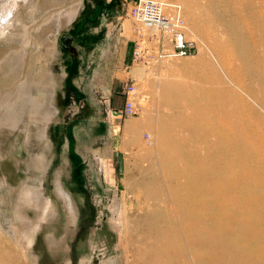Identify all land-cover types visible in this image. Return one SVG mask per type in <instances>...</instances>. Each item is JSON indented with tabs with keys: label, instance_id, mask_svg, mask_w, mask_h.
Masks as SVG:
<instances>
[{
	"label": "rangeland",
	"instance_id": "rangeland-1",
	"mask_svg": "<svg viewBox=\"0 0 264 264\" xmlns=\"http://www.w3.org/2000/svg\"><path fill=\"white\" fill-rule=\"evenodd\" d=\"M161 1L182 6L192 47L185 57L169 56L172 37L133 16L136 0H76L70 23L56 29L52 20L56 49L43 42L27 69L34 92L56 90L54 113L47 120L29 111L33 131L24 117L11 125L1 106L20 80L17 37L0 34V264H214L207 234L250 219L262 236L237 238L247 245L236 264H250L252 251L264 256V183L238 185L257 204L249 219L209 189L242 174L226 152V135L240 140L238 124L264 158V98L261 105L248 90L264 97V0ZM20 9L46 26L47 11L38 17L27 4ZM63 33L73 35L75 54L61 46ZM129 50L134 63L126 68ZM127 99L134 113L116 117ZM38 127L47 142L35 135ZM181 204L199 212L196 230L183 226L194 220L180 221ZM26 234H36L33 244Z\"/></svg>",
	"mask_w": 264,
	"mask_h": 264
},
{
	"label": "bare ground",
	"instance_id": "bare-ground-1",
	"mask_svg": "<svg viewBox=\"0 0 264 264\" xmlns=\"http://www.w3.org/2000/svg\"><path fill=\"white\" fill-rule=\"evenodd\" d=\"M75 1L76 0H73V2H71L70 0L71 3H68L66 0H0V34L13 35V37H17L18 40V44L15 47L16 49L14 50L12 57L14 58L15 69L18 71L20 82L15 92H9L4 96L1 104V106L5 109V117H7V120H9L11 125H18L24 117L27 131H33L34 127L31 125V122L28 118L29 111H35L36 116L42 115L43 111V115L45 113L47 115V120L52 117L54 112L50 111L49 108L53 107L52 105L54 103L56 90L50 84L44 88V95L46 96H42V94H40L38 91L34 92V78H29L27 67L30 63L29 67L31 69L33 61H35L37 57L41 55L38 54L35 56L33 53H35L38 47L42 46L43 42H49L51 51L56 49L58 44V34L55 33L56 31H52L50 24H52L53 20L55 23H57L56 29H61L64 25L70 23L74 19L77 11V5ZM24 4H27L30 8H32L33 13H36L38 17L44 11H47L46 14L48 13V17L40 19L46 23V26H44L39 20H36L35 22L33 17H31L30 21L24 19L23 16L21 17L22 13L20 8ZM180 7L182 8L181 5ZM28 22H30L31 25L28 24ZM29 53L31 55L33 54L31 56V60L28 59ZM40 53L43 52L40 50ZM37 87L41 88V84H39ZM248 90L258 102H260L261 98H264L263 96L257 94L253 88H249ZM262 103L263 102H260L261 105H263ZM44 107L45 109L41 110V108ZM254 110L255 109H253V111ZM31 121L36 122L35 119H32ZM236 123V120H230V126L228 128L232 130L235 129L237 127V125H235ZM247 123L251 122L247 121L245 125ZM36 125L39 126L38 123ZM238 125L240 127V132H238L236 129L235 133L240 137V140H231L232 135L230 133L229 136L226 135L225 137L230 140V142L227 144L228 148L226 152L230 151L231 155L235 158V161L231 163L229 167L231 169H240L242 174L238 175L235 180H233L232 184L229 183L225 186L220 183H215L214 185H211L209 189H211L212 192L221 195L220 199L228 201L229 204H231L234 208L242 212L241 215L245 216V219H249L248 214L254 212V206L257 204L254 198L249 196L250 194H246L248 193L246 187H249L250 182L264 183V158L263 154L260 155V152H262L261 147L253 148L255 143H253L254 141L250 139L248 130L243 125ZM200 130V133H209L207 132L208 130L203 131V128ZM35 135L39 137L41 142H47L46 130L44 127L42 129H40V127H38L37 130L35 129ZM217 137L223 139L222 135H218ZM247 156H253L257 159L254 161H248L246 159ZM239 184L244 186L246 191H241L238 189ZM57 188L60 196L64 197L65 200H68L66 191L64 192L60 185H58ZM183 196L185 199H188L191 202L194 201L191 193L186 190L184 191ZM181 198V196H178L177 200H180ZM49 203L52 204V201ZM179 212L180 214L178 217L181 218L180 221L185 219L194 220L192 223L183 224L184 227L190 230H196L197 227H199V212L195 210L193 204H190V206L183 204L179 205ZM152 216V219L156 217L154 215ZM167 217V221L172 226L175 223L179 224L175 222V218L171 215L168 214ZM236 217L238 218V216ZM155 219L156 218L153 220ZM240 221V219L237 220V222ZM243 222L245 223L243 225L244 227H238L237 229L236 227L234 228L233 226L228 225L229 229L214 228L207 234V239L203 244L207 246V249L211 250L214 264H236L242 262L245 256L241 254L239 256V254H237V250L244 249L247 244L241 240H238L237 238L245 236L247 233L254 234L257 238L262 236L261 234L263 228H261L257 223L258 220L254 222L253 219H250ZM248 223L252 224V227L255 228L251 229ZM141 225L142 224H140V226ZM35 237L36 234H26L25 238L29 241V243L33 244L36 239ZM195 240L199 242V237H196ZM251 259H253V261H250V264H254L255 260L264 263V256H260L256 253V251H252ZM247 264L249 263L247 262Z\"/></svg>",
	"mask_w": 264,
	"mask_h": 264
},
{
	"label": "built area",
	"instance_id": "built-area-1",
	"mask_svg": "<svg viewBox=\"0 0 264 264\" xmlns=\"http://www.w3.org/2000/svg\"><path fill=\"white\" fill-rule=\"evenodd\" d=\"M167 9H171L168 12ZM133 16L145 26L155 27L163 30L172 37V52L169 56L185 57L191 52V42L187 39L184 27L183 13L180 5L164 2L161 0H136L133 7ZM139 54V50H135ZM167 55V54H166ZM135 90L134 85L127 88L128 93ZM134 105L126 100L121 109H114L115 116L129 115L134 113Z\"/></svg>",
	"mask_w": 264,
	"mask_h": 264
},
{
	"label": "water",
	"instance_id": "water-1",
	"mask_svg": "<svg viewBox=\"0 0 264 264\" xmlns=\"http://www.w3.org/2000/svg\"><path fill=\"white\" fill-rule=\"evenodd\" d=\"M74 37L73 35L69 34V33H63L60 36V44L61 46L66 49L68 52L75 54L76 52V48L74 45Z\"/></svg>",
	"mask_w": 264,
	"mask_h": 264
},
{
	"label": "crops",
	"instance_id": "crops-1",
	"mask_svg": "<svg viewBox=\"0 0 264 264\" xmlns=\"http://www.w3.org/2000/svg\"><path fill=\"white\" fill-rule=\"evenodd\" d=\"M131 51L129 50L126 54V56H124L123 58V65L126 67V68H129L134 62H133V57L131 56ZM129 66V67H128ZM121 96V95H120ZM113 99V102H114V105H118V104H115L118 100H116V98H111V100ZM116 107V106H115Z\"/></svg>",
	"mask_w": 264,
	"mask_h": 264
}]
</instances>
